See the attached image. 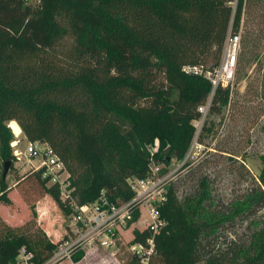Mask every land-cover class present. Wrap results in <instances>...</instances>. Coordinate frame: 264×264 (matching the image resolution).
Returning <instances> with one entry per match:
<instances>
[{
    "label": "trees",
    "instance_id": "1",
    "mask_svg": "<svg viewBox=\"0 0 264 264\" xmlns=\"http://www.w3.org/2000/svg\"><path fill=\"white\" fill-rule=\"evenodd\" d=\"M250 1L0 0V201L13 204L4 166L10 161L12 169L17 160L8 124L14 120L29 141L50 144L70 171L72 192L62 199L59 187L31 168L66 217L73 212L71 200L95 202L102 191L117 205L130 200L129 178L149 176L152 163L164 165L160 173L173 159L185 167L197 131L194 121L203 117L199 107L211 97L198 136L203 143L214 132L208 113L222 115L234 88H214L209 78L182 67L203 64L215 70L231 31L241 34L235 80L243 79L258 55L253 34L243 27ZM63 19L77 41L75 66L68 68L46 52L65 34ZM260 157L262 184L234 202L226 216L208 209V177L183 196L177 177L172 179L159 206L166 224L155 236L147 264H204L203 239L223 218L264 207V153ZM26 178V173L18 177L17 184ZM138 219L136 212L127 225ZM260 225L239 248L234 264H264V220ZM132 233L130 244H146L151 235L147 227ZM64 238L56 241L47 234L35 204L20 226L0 215V264H22V248L31 254L30 263L46 264ZM126 248L128 264H141V256ZM83 257L80 249L71 259Z\"/></svg>",
    "mask_w": 264,
    "mask_h": 264
},
{
    "label": "rangeland",
    "instance_id": "2",
    "mask_svg": "<svg viewBox=\"0 0 264 264\" xmlns=\"http://www.w3.org/2000/svg\"><path fill=\"white\" fill-rule=\"evenodd\" d=\"M27 2L35 4L37 0ZM62 24L65 34L46 52L68 68L75 66L77 41L68 21L63 19ZM243 27L245 33L253 34L252 47L258 51V55L247 67V75L235 80L230 104L225 107L223 114L217 116L208 113L209 119L214 122V132H208L203 143H200L198 136L203 120H195L196 136L185 158L188 164L181 168L183 161L173 159L170 165V169L179 167L175 177L181 196L197 191L201 177H208L212 196L207 206L218 216L228 215L234 202L243 199L262 184L259 176L263 167L260 155L264 153V0H251L248 3ZM207 65H211V61ZM8 124L14 133L11 142L13 152L19 151L21 154L6 175L10 187L8 195L14 202L8 205L0 201V213L20 226L31 218V206L35 204L39 222L44 229L56 235H52L53 239L71 236L70 218L63 214L31 172V165L36 163V158L26 152L29 140L24 131L15 120ZM25 173L26 182L18 185L16 179ZM143 212L144 215L130 226H119L114 238L120 241L116 247L113 244L104 247L95 243L83 248L84 257L79 262L67 257L53 263L128 264L130 258L126 245H130L133 239V228L147 227L146 209L143 208ZM263 220L264 207L255 213L245 212L235 218H223L217 230L203 239V263L234 264L239 248L248 242L255 229L261 227Z\"/></svg>",
    "mask_w": 264,
    "mask_h": 264
},
{
    "label": "built area",
    "instance_id": "3",
    "mask_svg": "<svg viewBox=\"0 0 264 264\" xmlns=\"http://www.w3.org/2000/svg\"><path fill=\"white\" fill-rule=\"evenodd\" d=\"M241 34L228 33L220 64L215 70L206 68L203 64H186L182 70L188 74L204 75L209 78L216 88L218 85L231 86L234 88L236 78L237 59L240 52ZM211 97L206 104L201 105L199 110L203 117L207 115ZM26 152L36 158V163L31 165L35 170H42L43 178H46L48 185H57L62 199L70 197L71 189L70 176L65 162L56 154L54 149L45 141H29ZM15 156H20L21 152L16 151ZM163 164L152 163L151 174L145 178L131 177L129 185L134 196L119 205L111 203L102 194L95 202L78 204L71 200L73 212L69 226L71 236L67 235L59 245L52 258L46 263H53L57 260L72 257V254L85 247H91L99 243L104 247L113 244L116 247L119 239H114L119 226L128 227L129 220L134 214L139 212V219L144 215L143 208L148 215L147 228L151 235L147 238L146 244L136 242L128 245L130 251L141 256V262L148 263L150 255L155 252V236L165 226L166 220L161 217L159 206L167 200L169 183L175 178V173L179 167L169 169L167 172L160 173ZM31 254L25 253L22 248L20 260L22 264H32L28 261Z\"/></svg>",
    "mask_w": 264,
    "mask_h": 264
},
{
    "label": "crops",
    "instance_id": "4",
    "mask_svg": "<svg viewBox=\"0 0 264 264\" xmlns=\"http://www.w3.org/2000/svg\"><path fill=\"white\" fill-rule=\"evenodd\" d=\"M17 181V180H16ZM11 198V197H10ZM12 199V198H11ZM12 201H13V199H12ZM14 202V201H13ZM0 215L4 218V220L5 221H7V222H9V223H11V224H13V225H17L18 223H15V222H13L12 220H8V217L4 214V213H0ZM38 222H39V219H38ZM40 223V222H39ZM40 225H41V223H40ZM42 226V225H41ZM43 228V227H42ZM46 232H47V234L50 236V237H52V235L53 236H56L54 233H51V231H49V230H46V229H44ZM55 240V239H54ZM57 240H59V238H57L56 239V241Z\"/></svg>",
    "mask_w": 264,
    "mask_h": 264
},
{
    "label": "water",
    "instance_id": "5",
    "mask_svg": "<svg viewBox=\"0 0 264 264\" xmlns=\"http://www.w3.org/2000/svg\"><path fill=\"white\" fill-rule=\"evenodd\" d=\"M10 164H11L10 161H7V162L5 163V166H4V177H6V175H7V173H8V170H9V168H10Z\"/></svg>",
    "mask_w": 264,
    "mask_h": 264
}]
</instances>
